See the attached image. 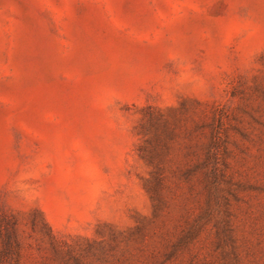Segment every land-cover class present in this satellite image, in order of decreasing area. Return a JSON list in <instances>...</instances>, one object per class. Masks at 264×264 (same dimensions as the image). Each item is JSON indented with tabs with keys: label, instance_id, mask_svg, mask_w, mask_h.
I'll return each mask as SVG.
<instances>
[{
	"label": "rangeland",
	"instance_id": "374dc122",
	"mask_svg": "<svg viewBox=\"0 0 264 264\" xmlns=\"http://www.w3.org/2000/svg\"><path fill=\"white\" fill-rule=\"evenodd\" d=\"M0 264H264V0H0Z\"/></svg>",
	"mask_w": 264,
	"mask_h": 264
},
{
	"label": "trees",
	"instance_id": "16d2710c",
	"mask_svg": "<svg viewBox=\"0 0 264 264\" xmlns=\"http://www.w3.org/2000/svg\"><path fill=\"white\" fill-rule=\"evenodd\" d=\"M44 224V221H43ZM2 248H1V255L7 258L10 255V252L17 247V241L14 237V227L11 223L6 228L4 235L2 236Z\"/></svg>",
	"mask_w": 264,
	"mask_h": 264
}]
</instances>
